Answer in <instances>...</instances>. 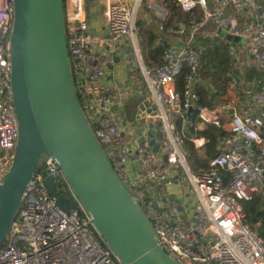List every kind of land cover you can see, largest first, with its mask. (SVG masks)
I'll use <instances>...</instances> for the list:
<instances>
[{"label":"built area","instance_id":"1","mask_svg":"<svg viewBox=\"0 0 264 264\" xmlns=\"http://www.w3.org/2000/svg\"><path fill=\"white\" fill-rule=\"evenodd\" d=\"M63 2L72 77L84 114L164 251L178 264H264V240L244 221L241 204L259 194L264 210V0H174L183 12H199L189 24H166L170 13L163 0ZM99 10L102 29L92 30L90 20ZM12 17L13 0H0V182L13 160L18 133L8 50ZM139 18L159 31L154 40L162 47L158 65L143 61ZM222 31L243 43L231 45ZM201 37L223 38L230 45L232 78L224 99L212 107L198 103L196 92ZM116 69L126 79L105 84ZM252 69L261 73L260 80L247 79ZM207 125L226 133L209 168L195 171L186 138L204 152L206 139L188 133ZM41 166L26 185L0 246V264H118L94 230L91 215L81 206L65 212L48 192L45 181L52 178L59 183L58 194L73 195L57 162L43 157ZM220 170L228 173L226 178ZM169 189L177 203L168 198Z\"/></svg>","mask_w":264,"mask_h":264},{"label":"water","instance_id":"2","mask_svg":"<svg viewBox=\"0 0 264 264\" xmlns=\"http://www.w3.org/2000/svg\"><path fill=\"white\" fill-rule=\"evenodd\" d=\"M8 46L18 133L13 160L0 182V246L39 161L49 157L73 195L58 194L59 183L52 178L45 181L48 192L65 212L81 206L91 215L94 230L118 264H178L158 243L150 220L114 171L84 114L67 50L63 0H13ZM119 61L114 55V62ZM233 68L240 78L236 64ZM168 198L178 202L171 189Z\"/></svg>","mask_w":264,"mask_h":264},{"label":"trees","instance_id":"3","mask_svg":"<svg viewBox=\"0 0 264 264\" xmlns=\"http://www.w3.org/2000/svg\"><path fill=\"white\" fill-rule=\"evenodd\" d=\"M163 2L170 13L166 24L175 21H183L184 23L189 24L190 20H197L200 16L197 10L189 13L181 11L174 0H163ZM137 37L145 65L149 67L158 65L161 62L160 55L162 47L154 44L156 33L151 26H146L144 20L141 18L137 20ZM200 41L202 44L203 61L200 63L199 67V77L196 81V92L199 96L198 103L212 107L223 100V96L227 92L228 82L232 78L230 45L223 38L219 37H201ZM184 72L185 70H183V73H181L177 79L178 87L182 85ZM251 78L260 80L262 78L261 73L253 69L249 70L247 79ZM129 103L134 106L136 104V99L131 100ZM190 116L195 123L197 121L195 113H192ZM225 133V130L213 125H207L196 131L191 130V132L188 133V135L196 134L203 136L206 139L202 156L186 138V146L191 152L188 161L193 170L196 171L209 168V161L218 152V139ZM41 168L40 160L35 173L41 171ZM220 173L224 174L225 178L228 175V173L223 170H220ZM260 201V195L256 194L252 200L241 201V204L244 212V221L264 240V210H261L259 207ZM258 220H260V224L255 225V222Z\"/></svg>","mask_w":264,"mask_h":264},{"label":"crops","instance_id":"4","mask_svg":"<svg viewBox=\"0 0 264 264\" xmlns=\"http://www.w3.org/2000/svg\"><path fill=\"white\" fill-rule=\"evenodd\" d=\"M98 11H95L94 13V18L92 20H90V29H94V30H101L102 26H97L98 22L100 21V18L97 15ZM155 33H159L158 30H154ZM123 79H126V75L124 73H122L119 69L115 72H113V74L111 75V73H109L106 78L104 79L105 84H119V81H122Z\"/></svg>","mask_w":264,"mask_h":264},{"label":"rangeland","instance_id":"5","mask_svg":"<svg viewBox=\"0 0 264 264\" xmlns=\"http://www.w3.org/2000/svg\"><path fill=\"white\" fill-rule=\"evenodd\" d=\"M164 3V2H163ZM164 5H165V3H164ZM165 7L167 8V6L165 5ZM168 9V8H167ZM169 11V10H168ZM97 15H98V17L100 18V16H101V11L99 10L98 11V13H97ZM102 18V17H101ZM154 23V22H153ZM149 24H151V23H149ZM238 43H243V39L242 38H240V37H238V36H234V39L231 41V45H234V44H238ZM123 64H125V65H127V63H125V62H122ZM226 96H228V95H226ZM224 99V98H223ZM133 117V116H132ZM132 119V118H131ZM200 155H202L203 156V153L201 152V154Z\"/></svg>","mask_w":264,"mask_h":264}]
</instances>
